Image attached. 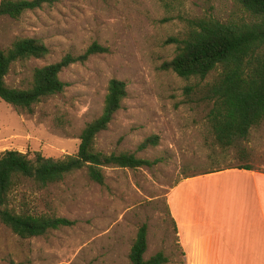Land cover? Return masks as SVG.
I'll use <instances>...</instances> for the list:
<instances>
[{
	"label": "rangeland",
	"instance_id": "obj_1",
	"mask_svg": "<svg viewBox=\"0 0 264 264\" xmlns=\"http://www.w3.org/2000/svg\"><path fill=\"white\" fill-rule=\"evenodd\" d=\"M209 18L239 25L256 21L234 0H52L18 20L0 17V49L18 38H38L49 49L46 58L12 67L7 83L14 88L29 87L35 68L82 55L94 43L108 49L65 69L60 78L68 87L38 103L33 113L0 99V157L11 150L31 158L37 152L54 159L75 155L83 129L101 116L109 83L116 79L126 84L128 96L97 136V150L158 161L151 168L106 167V187L93 182L86 169L47 188L24 182L12 194L13 208L74 225L22 239L0 222V264H131L143 224L145 260L162 252L166 264H179L168 192L187 176L241 166L264 171V124L229 148L211 132L212 104L203 90L218 72L185 80L162 69L176 54L172 39L184 38L191 23ZM153 136L158 145L140 149Z\"/></svg>",
	"mask_w": 264,
	"mask_h": 264
},
{
	"label": "trees",
	"instance_id": "obj_2",
	"mask_svg": "<svg viewBox=\"0 0 264 264\" xmlns=\"http://www.w3.org/2000/svg\"><path fill=\"white\" fill-rule=\"evenodd\" d=\"M255 16L256 21L245 24H225L215 19L191 23L184 38H174L177 45L174 58L162 69L173 71L185 80H205L211 73L218 77L207 84L203 98L212 104L208 113L210 129L217 143L229 148L246 140L250 131L264 124V0H234ZM52 0H1L0 17L20 19L26 12L41 9ZM108 49L94 43L82 55L68 54L61 61L33 70L27 88H14L7 83L12 67L19 62L43 59L49 54L45 43L38 38H18L8 49H0V99L21 112L33 113L43 100L61 94L68 84L60 78L70 66L85 64L96 54ZM127 86L113 79L108 86L103 112L89 123L80 135L75 155L60 159L46 158L41 153L29 154L5 151L0 157V222L22 239L45 236L51 230L74 225L69 219L29 213L25 208L11 206L13 192L26 181L39 188L59 184L76 172L87 170L89 178L106 187L104 168L138 169L153 167L158 161L137 157L132 153L105 154L96 148L97 136L108 129L127 98ZM159 137L146 140L140 149L158 145ZM240 169L251 170L250 166ZM221 170L206 172L210 174ZM187 176L184 179L203 175ZM148 226L143 224L131 247V264H166L168 258L159 252L149 260Z\"/></svg>",
	"mask_w": 264,
	"mask_h": 264
},
{
	"label": "crops",
	"instance_id": "obj_3",
	"mask_svg": "<svg viewBox=\"0 0 264 264\" xmlns=\"http://www.w3.org/2000/svg\"><path fill=\"white\" fill-rule=\"evenodd\" d=\"M179 264H264V171L232 167L167 194Z\"/></svg>",
	"mask_w": 264,
	"mask_h": 264
}]
</instances>
